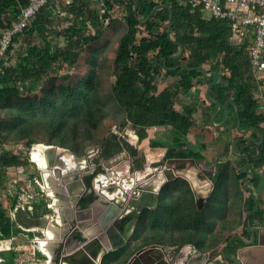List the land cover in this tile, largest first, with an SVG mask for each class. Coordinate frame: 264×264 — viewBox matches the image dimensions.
Instances as JSON below:
<instances>
[{
    "label": "trees",
    "instance_id": "1",
    "mask_svg": "<svg viewBox=\"0 0 264 264\" xmlns=\"http://www.w3.org/2000/svg\"><path fill=\"white\" fill-rule=\"evenodd\" d=\"M60 1L50 0L32 16L28 27L12 38L6 50L7 56L0 64V103L4 102L10 115L7 120H2L0 116V148H6L12 144L10 142L21 139H25L24 143L28 145L41 141L31 135L34 130H43L48 135L46 144L64 146L77 153L89 141L95 142V131L111 114L101 84L103 56L91 50L81 77L74 83L45 87L42 78L73 64L85 48H91V44L103 36L111 23L122 18L124 28L113 59L115 79L111 86L117 107L122 111V126L129 123L139 140L147 137L149 127L169 126L172 143L165 157H194L199 168L213 182V188L199 209L189 181L181 177L167 181L158 205L146 208L143 217L136 223L134 240H128L113 251L114 263H124L128 259L130 253L124 251L132 242L135 248L150 243L177 246L192 243L202 251L215 253L220 243L228 241L232 235L227 233L220 243L207 241L215 236L217 226L220 225L223 230L230 225L227 212L232 178L235 188L240 192L239 214L243 217L241 223L246 230L244 235L249 237L248 216L251 223L264 218V206L255 209L256 199L259 198L246 184V179L254 185L258 184L257 176L264 165V109L254 95L255 72L248 51L253 34L250 32L241 42L232 41L229 18L205 16L200 6L192 5L188 0H136V15L135 0H100L103 8L101 15L108 23H100L99 28L94 30L89 22L97 10L90 6V0H70L68 15L61 14L64 7ZM27 2L0 0V38ZM52 3H58L59 9L49 15L47 8ZM170 10L172 19L169 29ZM115 11H119L121 17H117ZM146 18V21H142ZM58 37L68 41L67 48L56 49L51 46ZM24 38L31 41L18 47L19 40ZM180 44L184 50L181 55L174 56ZM180 63H186L188 68L175 67ZM199 67H203L206 73L218 71L222 74L221 81L211 86L210 96L221 103L233 99L229 104L237 107L240 127L258 129L250 130L253 139H244L241 135L235 144V151L248 154V168L254 173L253 177H250L248 168L241 169L247 157L243 156L241 163L229 167L228 160L217 162L214 157L210 159L205 155V142L189 144L188 134L197 125L195 107L184 105L179 108L176 101L181 92L217 78L215 74L207 77ZM161 76L176 77L177 84L175 87L167 84L159 88ZM31 90H38L41 94L31 98L22 96ZM214 106V103L204 98L201 103L204 116L209 117ZM261 137L262 141H259ZM99 144L103 159H109L126 149L136 167L141 166V154L137 147L120 132H109ZM152 144L161 143L155 141ZM230 144L227 140L223 142L218 156H227ZM30 162L27 155L0 150V237L20 232V228L15 226L11 210L18 204L21 190L13 192L8 189L6 168L27 166ZM100 169L99 166L84 178L88 186ZM31 175L26 173L28 178ZM95 198L93 191L85 193L80 205L85 207ZM49 210L43 198L33 211L34 215H40ZM234 230V227H229L227 232ZM141 238L143 241L137 243ZM0 255L3 257L0 264L13 262L12 250L0 251ZM106 257L107 254L103 256L101 264H106Z\"/></svg>",
    "mask_w": 264,
    "mask_h": 264
},
{
    "label": "water",
    "instance_id": "2",
    "mask_svg": "<svg viewBox=\"0 0 264 264\" xmlns=\"http://www.w3.org/2000/svg\"><path fill=\"white\" fill-rule=\"evenodd\" d=\"M158 5L157 7H159ZM156 7V8H157ZM137 12V1H134V13ZM153 12V11H152ZM151 12V13H152ZM172 11L169 14V29L171 28ZM146 19L142 21H146ZM184 46L180 44L179 51L174 56H179L182 54ZM185 67L188 68L186 63H180L175 67ZM199 70L203 72L206 76H211L213 73L218 75L217 80H213L208 84V90L206 96L209 100L217 104V112L223 109L228 117L229 111L226 108L228 102L222 104L217 100L211 99L209 96V90L212 84L219 83L222 79V74L220 72H210L206 73L203 67H199ZM233 101V99H231ZM216 113L211 116V123L214 125H222L223 121L216 123L214 121ZM238 130L240 132H245L248 129L256 130L255 127L241 128L240 119L238 118L237 123ZM244 139H253V136H244ZM262 141V137L260 138ZM42 144L48 150H59L58 154L52 158L47 157L45 166H40L36 160L32 157L36 168L39 170L40 177L44 182L45 194L51 201L47 204L50 209V213L46 215H34V211L26 210L20 207L16 210L14 207L11 210V215L14 221L17 223L18 227L23 230H29L32 228H41L42 232L46 233L49 229H54L56 226L59 227V223L64 220V218H72L76 224L79 219L92 217V206L95 204L103 205V212L99 217L100 231L97 235L89 237L85 231L82 232L81 238H76L79 244L77 248L69 253H64L61 249L56 255L53 253L48 254L45 261L54 262V264H59L63 261H70L71 258L80 259L82 262H87L88 264H99L101 258L109 250H115L128 241V238L133 233L136 223L139 219L143 217V212L146 208H154L159 203V190L168 180L176 177L182 176L186 178L192 188L195 197V203L199 209L204 205L208 193L213 188V182L209 177L199 168L196 159L194 157H168L166 158L163 165L159 168H154V172L151 177L146 179L135 178L131 186H120L118 183L112 184L108 187L111 191L116 190L113 196L108 197L102 190H99L94 184V178L92 179L93 191L96 198L90 202L86 207H80L79 201L85 191L88 189L83 176L88 171V167H92L93 157L98 158V163L94 167L100 166L103 169V173H107L108 166L106 164L107 159L101 157V146L100 145H88L81 152L77 153L66 147H61L55 144L37 143ZM50 150V151H51ZM232 150L234 151V141ZM65 153L68 155V160L60 155ZM95 155L92 156V153ZM247 157V162L249 161L248 154L245 153ZM188 169H193L200 176L201 179L209 181L210 186L206 193L199 190L196 184L192 181L193 179L187 174ZM92 170V169H91ZM250 177L254 176L252 171H249ZM159 173H162L163 179L161 182L158 181L157 177ZM46 174L48 177H46ZM47 181V182H46ZM119 187V189H117ZM259 207V202L256 199V208ZM255 209L250 210L249 214ZM54 219V221H53ZM247 226L251 232V239L244 240L240 234L232 235L224 245L223 255L229 263L236 262L237 264H242V261L235 256L228 253V245L234 239H240L244 244L251 245L256 239L260 242V234L256 236V233L252 229L251 221L248 216ZM48 233V232H47ZM70 237L65 235L62 248L69 243ZM165 245L150 244L143 246L136 250L126 261L125 264H173L165 256V251L162 248ZM162 247V248H161ZM204 255L199 258V263L204 259ZM198 263V264H199ZM259 264H264V259L259 260ZM70 264H74L70 261Z\"/></svg>",
    "mask_w": 264,
    "mask_h": 264
},
{
    "label": "crops",
    "instance_id": "3",
    "mask_svg": "<svg viewBox=\"0 0 264 264\" xmlns=\"http://www.w3.org/2000/svg\"><path fill=\"white\" fill-rule=\"evenodd\" d=\"M97 1H100V0H97ZM66 2H68L69 4L70 0H66ZM90 3L92 2L90 1ZM52 5L56 6L55 7L57 8L56 11L59 9L58 3H52L50 6H48L47 13L52 8L51 7ZM90 6H93V5L90 4ZM53 12L55 11H52L51 14H53ZM114 14L117 16V14H119V11H115ZM253 71L255 72L254 83H253L254 95L259 100L261 104V108L264 109V71L262 70H258V71L253 70ZM213 72H218V71H213ZM207 77H210V76H207ZM217 79H218V75H217V78L214 80H217ZM209 82L207 84L198 83L195 86H193L189 91L181 92L176 101V106L179 108H182L184 105L195 106L193 105L191 99H188V94H190L191 91L193 93H196L195 97L198 102L197 107L199 108V110L195 108L194 116L196 118L197 125L191 128L188 134L189 144L193 145V143H196V142H205L207 145L206 149L204 150L205 155L210 159L214 157L217 162L219 161L223 162L225 160L227 161V159H224L223 156H218V151L222 150L223 142L227 140L231 142L229 153L231 152L233 153V155L242 158L243 156H245V153L235 151V144L238 141L239 136L243 135L244 137V136L251 135L250 129H248L245 132H240L238 130L237 107L229 104L230 102H232L231 98L222 103L224 104L228 102L226 105V108L229 111L228 117L226 116V113L223 109L217 112V104L209 100L206 96ZM167 84L171 85L172 87H175V85L177 84V78L172 77V76H169V77L161 76L159 78V88H162L163 86ZM256 89H257V92H256ZM209 96H210V90H209ZM204 98L208 99L209 101L215 104L214 108L210 110L209 117L204 116V114L202 113L201 103ZM210 98L214 99L211 96ZM197 111H199L200 113L199 115H201L200 121H198L199 119H197ZM214 113H216L214 117V121L216 123H220L223 121L222 125L218 126V125H214L211 123V116ZM231 119L236 120L235 127H236L237 133H234V134H232L230 131L229 124L231 122ZM159 127L170 129V132L172 133L171 128L169 126H153L149 128H159ZM149 128H147V135H148ZM195 128H198L199 133H196L193 135L192 132H194ZM207 132L211 137H208L206 135ZM135 135L137 136L136 133ZM215 135H217L216 139L214 138ZM233 141H234V151L232 150ZM166 150L167 148H165L164 154ZM58 151L59 150H54V151L49 152V150H47L44 153H46L47 157L52 158L53 156L58 154ZM44 153H43V158H44ZM60 155L63 156L64 153L60 152ZM64 157L67 159L68 155L65 153ZM248 166H249V161L243 164L241 166V169L248 168ZM129 168L131 169V167ZM262 169L263 170L260 171L257 176L258 184L254 185L253 183H251V185L248 186V188L251 189V191L256 195V197L259 198V200L257 199L259 202V206L260 205L264 206V165H262ZM34 170L35 172L33 171L30 172L32 173V175L29 178H26L28 180L29 193L25 192L24 188L21 186L22 183L20 182L15 184L14 186L15 188L13 189V192H16L17 189L21 190L19 193L18 203H29L30 207L32 209L35 208L36 210V204L38 201L44 198V200L48 204L51 201V199L48 198L45 194L46 188L44 186V182L42 181L40 177L39 170L37 168ZM248 170L251 171L249 168ZM103 171H104L103 169H100V171L96 172L97 173L96 175H100L99 181L102 180V182H105L106 180H111L112 184L118 183L120 186H123L124 188H126V185L123 182L124 176L126 175L125 158H122V157L114 158L110 166H108V170H107L108 174L106 173L103 174ZM46 177H48V175H46ZM105 187H108V185H106ZM103 188L104 187L102 186L98 187V189L102 191H103ZM107 189L105 188V191L103 192L106 193V191H108L109 196H112L114 192L116 193L115 189H112L111 191ZM117 189H119V187ZM25 198L26 199L28 198L27 201L24 200ZM91 209H92V217L79 219V221H77L76 224L74 223V220L72 218L66 217L64 218L63 221L59 223V227L56 226L54 229H49L47 231L48 233L42 232L41 228H32L29 230H23L20 228V232L16 234H11L9 236L0 237V251L12 250L14 252V259L11 264H54V262L45 261L47 258V255L51 253L56 255L61 249L63 250L64 253L65 252L69 253L73 251L79 245V244H76L77 243L76 238L82 237L81 231H85L89 237H92L99 233L100 231L99 217L101 213L103 212L104 208H103V205L98 203V204L93 205ZM47 213H50V211L44 212L43 214H40V215H46ZM237 225L238 226L235 228L233 232H227V233L232 234V235L236 233L240 234L244 240L251 239V232L249 231L248 226H247V231L250 232V235L249 237H246L244 235L245 229H244L243 224L241 223L240 225L239 224ZM251 225H252L253 231L256 233V236L260 234V242H258L256 239V241L253 244L246 245L240 239L234 238L228 245V250H227L228 253L232 256L238 257L242 261V264H259L258 263L259 260L264 259V218L262 221H255L251 223ZM15 226L18 227L16 222H15ZM65 235L70 237V241L65 246V248H62V242H63ZM226 242L227 241L223 240L220 246L215 251V253L202 251L201 249H198L196 246H194L192 243H184L181 246L160 244V243H155V244L165 245L163 248L162 247L161 248L163 251H165V256L167 257V259H169V261H172L173 264H198L199 258L201 257V255H204L205 257L204 259H202V261L199 264H231L226 260V258L223 255L224 245ZM150 244H153V243H150ZM150 244H144L142 246H139L138 248H135L134 243L132 242L127 248H125L124 252H129L130 253L129 257H130L139 248L150 245ZM113 251L115 250H109L107 253L104 254V255L107 254L106 264H117V263H114L115 261L113 258L115 254ZM2 259L3 257L0 255V262L2 261ZM71 260L73 261L74 264H88L87 262H82L80 259L71 258L70 261ZM102 260H103V257L101 258L99 264L102 263ZM70 261L67 259V261H63L59 264H70ZM126 261L125 262L123 261L124 263H120V264H125ZM232 264H237V263L233 262Z\"/></svg>",
    "mask_w": 264,
    "mask_h": 264
},
{
    "label": "rangeland",
    "instance_id": "4",
    "mask_svg": "<svg viewBox=\"0 0 264 264\" xmlns=\"http://www.w3.org/2000/svg\"><path fill=\"white\" fill-rule=\"evenodd\" d=\"M90 1L92 2L90 4L93 5L91 7L95 8L97 10V13L92 18V21H90L89 23L91 24V26L93 27L94 30H97L99 28L100 23L107 24L108 20L106 18H104L103 15H101V13L103 11L101 1H97V0H90ZM60 2H61V5L63 4V7H64V8H62L63 11L61 12V14L62 15H68V13H67L68 2H66V0H61ZM51 7L52 8L48 11V14L49 13L51 14L52 11H55V12H53V14L58 12V10L56 11V9H57V8H55L56 6L52 5ZM117 17H121L120 13L117 14ZM123 28H124V23L122 22V18L111 23L108 26V28L106 29V31L103 33V36L101 38L95 40L91 44L92 45L91 48L90 47L85 48L84 51L81 52V54L77 57V59L75 60V62L73 64H70V65L68 64V66L57 70L53 75L49 76L48 74H46L42 78V82L45 83V87L49 86L50 84L68 85V84L74 83V81H76L77 79H79L81 77V75L85 69L87 57L89 56L88 54L90 53L91 50H96L97 52H99L103 56L102 62H104V63L100 67L101 84H102V91L104 93V98H105V101L107 104L106 106L108 109H110L111 114L106 119L103 120V122L100 124L98 129L95 131V142L89 141L86 146H88V145H100L99 144L100 140L111 131H118L121 134H123L125 139L127 141H129L132 145L137 147L139 154H141V166L136 167L135 162L132 160V156L128 153V151L126 149L121 150L120 152L116 153L114 156L107 159L106 164H107V166H110L113 159L117 158V157L125 158V162H126L125 173H126V175L124 176L123 182L126 186H131L133 181H135V178H139L141 180V179H146V178L151 177L152 173L155 171V170H152V168L156 167L157 163L158 164L160 163L162 165L164 164V162L166 160V157L164 155V150H165V148H168L170 146V144L172 143L171 142L172 133L170 132V129H167L164 127H162V128L161 127L149 128L147 137H145L143 140H139L138 136L135 135V130L133 129V127L129 123L126 124L125 126H122V124H123L122 123V111L119 107H117V103H116L115 98L113 97V94L111 92V86H112L113 81L115 79L114 69H113V59L115 56L116 47L118 44L119 37L121 36V34L123 32ZM19 41H21V42H19V45H18V43L16 44V45H18V47L19 46H25L31 40L24 38L23 40L21 39ZM51 46L56 48V49L67 48L68 41L66 42L65 39L58 37V38H55L53 40ZM52 47H51V49H52ZM256 92H257V89H256ZM40 94H41V92L38 90H31L30 92H24L22 94V96L24 98L25 97L31 98L34 95H40ZM195 94L196 93H193L191 91V93L188 94V99H191L193 105H195L194 107L199 110V108L197 107L198 102H197V99L195 97ZM199 114H200L199 111H197V119H199L198 121H200V117H201V115H199ZM0 116H1L2 120H7L10 117L9 111L7 109V106L4 105V102L0 103ZM229 125H230L231 133L232 134L237 133L236 127H235L236 126V120L231 119V122ZM198 128H195L194 132H192L193 135L196 133H199ZM205 131H206V129H205ZM221 133H222V131H221ZM31 135H34L37 140H41V141L33 142L29 145L24 143L25 139L17 140V142H15V141L10 142V143H12V144H10V148H9L10 151L15 152L17 154H21L23 156L27 155L29 160L31 161L29 163V165H27V166L6 168V172L8 175L6 182H7V185L9 187L10 191H13V189L15 188L14 187L15 184L20 182V183H22L21 186L24 188L25 192L29 193L28 180L26 179L28 177H26V173H30L32 171L35 172L34 169H36V166L31 159V152L34 149L35 144H37L39 142L45 143V140L48 138V135L43 130H39L38 132H37V130H34V131H32ZM206 135L208 137H211L208 134V132ZM155 141H158L161 144H158V145L152 144ZM61 147H64V146H61ZM94 155H95V152L92 153V156H94ZM223 157H224V159L228 160L229 167L233 164H235V165L239 164L242 161L241 157H237V156L233 155V153H231V152L227 156H223ZM150 164L152 167L149 166ZM129 167H131V169ZM96 174L97 173H95V175ZM100 174H102V173H100ZM176 177L177 178L178 177L184 178L182 176H176ZM99 178H100V175H96L94 178V182H95L94 184L96 185L97 188L102 186V187H104L103 191H105V188L107 189L109 186H111V184H112L111 180H106L105 182H102V180L99 181ZM230 178H232V177H230ZM184 179H186V178H184ZM180 183L182 184V182H180ZM180 183H177V184H180ZM230 183H231L229 185L230 186L229 187L230 202L228 204V212H227V220L229 221L228 223H230V225L224 227L223 230H221V228L219 227L220 225L217 226L215 229V236H212L211 238L207 239L208 242L214 241V242L220 243L222 238L224 237V235H226L227 229H229V227L236 228L238 226L237 224L240 225L242 222L243 217L239 214L240 213V206H241L240 205L241 203L239 200L240 192L235 188L233 178L230 180ZM246 184H247V186H249V185H251V182L248 179H246ZM106 185H108V187H105ZM206 192H207V190L205 189L204 193H206ZM209 193H208V195H209ZM106 194L109 195V192L106 191ZM27 199L25 198L24 200L27 201ZM194 199H195V197H194ZM133 238H134V236L132 233L130 235V237L128 238V240L131 239L133 241L134 240ZM141 241H143L142 238L140 240H138L137 243H139V242L141 243Z\"/></svg>",
    "mask_w": 264,
    "mask_h": 264
},
{
    "label": "built area",
    "instance_id": "5",
    "mask_svg": "<svg viewBox=\"0 0 264 264\" xmlns=\"http://www.w3.org/2000/svg\"><path fill=\"white\" fill-rule=\"evenodd\" d=\"M50 0H28L22 7L12 25L5 29L0 38V64L6 58V50L12 38L24 31L32 16ZM192 5L200 6L205 16L227 17L231 20L234 42H241L251 32L252 42L248 46L250 62L255 71H264V0H188ZM10 145L6 148L10 151Z\"/></svg>",
    "mask_w": 264,
    "mask_h": 264
},
{
    "label": "flooded vegetation",
    "instance_id": "6",
    "mask_svg": "<svg viewBox=\"0 0 264 264\" xmlns=\"http://www.w3.org/2000/svg\"><path fill=\"white\" fill-rule=\"evenodd\" d=\"M52 151V150H51ZM50 152V151H49ZM98 163V158H96V157H93V159H92V167L93 168H90V167H88V171L84 174V176H83V179L87 176V175H89L90 173H93L95 170H97L98 169V167L99 166H97V167H94V165L95 164H97ZM160 165H162V164H156V168H159V166ZM150 167H152L151 166V164L149 165ZM154 168L155 167H153L152 168V170H154ZM92 169V170H91ZM187 171H192L193 172V174L195 175V177H197V178H199V179H201L200 178V176H198L197 175V173L195 172V170H193V169H188ZM164 176V175H163ZM163 176H162V174L160 175H158V177H157V179H158V181L159 182H161V180L163 179ZM176 177H174V178H172V179H170V180H173V179H175ZM93 179V178H92ZM170 180H168V181H170ZM85 181V180H84ZM166 183V182H165ZM164 183V184H165ZM209 184L210 183H207L203 188H199V190H202L203 192H204V190L205 189H208V186H209ZM88 186V185H87ZM164 186V185H163ZM163 186L160 188V190H159V194H158V198H159V201L161 200V197H162V194H163ZM91 191H93V185H92V180H91V184H90V186H88V189L85 191V193H88V192H91ZM94 192V191H93ZM84 195V194H83ZM82 195V196H83ZM90 204V203H89ZM79 206H81L80 205V201H79ZM20 207H23L24 209H26V210H31L30 209V204L29 203H18L16 206H15V208H16V210L17 209H19ZM82 207V206H81ZM32 210H34V209H32Z\"/></svg>",
    "mask_w": 264,
    "mask_h": 264
},
{
    "label": "bare ground",
    "instance_id": "7",
    "mask_svg": "<svg viewBox=\"0 0 264 264\" xmlns=\"http://www.w3.org/2000/svg\"><path fill=\"white\" fill-rule=\"evenodd\" d=\"M48 149L43 146L42 144H35L34 145V149L32 150L31 152V157L37 161V163L40 165V166H45V162H46V153H44L45 151H47ZM51 150V149H50ZM49 150V151H50ZM43 153H44V158H43ZM68 160V158H67ZM188 175L193 179L192 181L196 184V187L199 189V188H203L206 184H207V180L205 179H199L197 177H195V175L193 174L192 171H187ZM160 175L162 173H159ZM47 175V174H46ZM163 175V174H162ZM209 183V181H208ZM109 190V189H107ZM105 193V192H104ZM204 193V192H203ZM106 194V193H105ZM114 194V193H113ZM108 197H111L107 194ZM113 196V195H112Z\"/></svg>",
    "mask_w": 264,
    "mask_h": 264
}]
</instances>
